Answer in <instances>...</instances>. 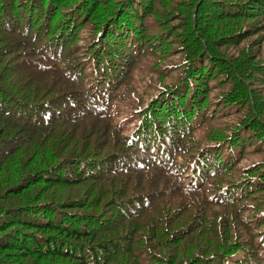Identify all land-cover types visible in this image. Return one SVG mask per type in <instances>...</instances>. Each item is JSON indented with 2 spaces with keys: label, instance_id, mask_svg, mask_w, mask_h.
<instances>
[{
  "label": "trees",
  "instance_id": "trees-1",
  "mask_svg": "<svg viewBox=\"0 0 264 264\" xmlns=\"http://www.w3.org/2000/svg\"><path fill=\"white\" fill-rule=\"evenodd\" d=\"M0 264H264V0H0Z\"/></svg>",
  "mask_w": 264,
  "mask_h": 264
},
{
  "label": "rangeland",
  "instance_id": "rangeland-1",
  "mask_svg": "<svg viewBox=\"0 0 264 264\" xmlns=\"http://www.w3.org/2000/svg\"><path fill=\"white\" fill-rule=\"evenodd\" d=\"M177 72H178V71H177ZM169 78H172V76L169 77ZM144 80H145V82H143L142 85L147 86V85H148V83H147V79L144 78ZM167 80H168V79H167ZM140 92L143 93V95H144V99H145V100H148V98H150V96L145 95V91H140ZM155 93H156V90L154 89V86H151V89L147 92V94H151V95H153V94H155Z\"/></svg>",
  "mask_w": 264,
  "mask_h": 264
},
{
  "label": "bare ground",
  "instance_id": "bare-ground-1",
  "mask_svg": "<svg viewBox=\"0 0 264 264\" xmlns=\"http://www.w3.org/2000/svg\"><path fill=\"white\" fill-rule=\"evenodd\" d=\"M3 105V104H2Z\"/></svg>",
  "mask_w": 264,
  "mask_h": 264
}]
</instances>
